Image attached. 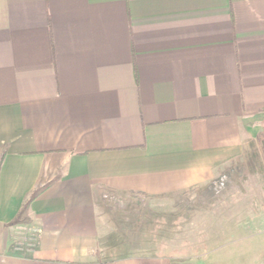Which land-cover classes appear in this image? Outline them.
I'll return each instance as SVG.
<instances>
[{
    "label": "crops",
    "instance_id": "1",
    "mask_svg": "<svg viewBox=\"0 0 264 264\" xmlns=\"http://www.w3.org/2000/svg\"><path fill=\"white\" fill-rule=\"evenodd\" d=\"M257 197L264 0H0V264H264Z\"/></svg>",
    "mask_w": 264,
    "mask_h": 264
},
{
    "label": "rangeland",
    "instance_id": "2",
    "mask_svg": "<svg viewBox=\"0 0 264 264\" xmlns=\"http://www.w3.org/2000/svg\"><path fill=\"white\" fill-rule=\"evenodd\" d=\"M257 185H258V183H257ZM255 204L257 205V206H259V207H264V198H259V197H257V199H255ZM260 213H257L256 214V216H260L259 215ZM206 215H202V217H205ZM207 216H211V215H207Z\"/></svg>",
    "mask_w": 264,
    "mask_h": 264
}]
</instances>
